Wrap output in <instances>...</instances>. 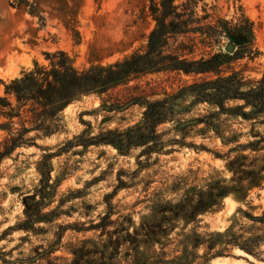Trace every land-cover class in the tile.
Returning <instances> with one entry per match:
<instances>
[{"label": "rangeland", "instance_id": "374dc122", "mask_svg": "<svg viewBox=\"0 0 264 264\" xmlns=\"http://www.w3.org/2000/svg\"><path fill=\"white\" fill-rule=\"evenodd\" d=\"M17 1L0 0V94L35 62H47L48 52L64 51L79 69L105 66L144 51L156 27L151 0ZM240 14L252 24L253 44L219 72H148L106 94L82 96L63 111L61 133L1 162L0 264H264V112L244 116L252 108L242 100L221 109L186 93L157 126L152 152L134 146L121 153L105 143L60 151L84 132L139 123L145 105H124L134 97L162 99L233 72L249 85L261 79L264 0H202L197 8L206 26L234 23ZM193 37L171 50L183 40L188 58L218 51L206 35ZM47 150L59 152L52 160L56 194L44 208L49 220L19 229L22 196L39 186ZM202 201L208 206L199 209Z\"/></svg>", "mask_w": 264, "mask_h": 264}, {"label": "trees", "instance_id": "16d2710c", "mask_svg": "<svg viewBox=\"0 0 264 264\" xmlns=\"http://www.w3.org/2000/svg\"><path fill=\"white\" fill-rule=\"evenodd\" d=\"M28 0H18L17 5ZM202 0H151L149 12L156 21V27L149 36L147 47L121 61L105 66L86 69L75 67L64 51L46 53L47 62H35L28 70L6 85L0 94V164L20 147L39 146L38 141L61 133L64 128L63 111L82 96L106 94L111 89L132 78L148 72L181 71L186 74L217 73L239 51L250 49L253 44L251 22L240 14L234 23L218 20L215 25H201L197 8ZM204 34L219 46L218 51L198 59L188 58L184 39L194 41L190 34ZM183 39L171 50L174 42ZM226 40L225 49L222 41ZM232 44L231 51L228 46ZM192 93L198 101H208L225 108L230 99L244 101L251 106L244 116L264 112V76L249 85L240 74L233 72L215 79H206L183 86L176 94L162 99L149 100L145 96L134 97L124 105H145L142 120L136 125L120 131L108 129L96 135L84 132L68 140L60 151L75 146L110 144L121 153H128L134 146H145V152H152L157 145V126L171 119L175 113L174 101L183 94ZM124 105H110L120 109ZM244 109L238 105L236 109ZM57 151L47 150L38 162L40 183L34 191L24 194L25 219L19 229L35 230L39 222L49 220L44 208L56 194L57 182L53 180V158ZM259 173H264V165ZM254 177L257 174L252 173ZM204 204V205H203ZM208 206L202 201L199 209ZM2 235H0V240ZM248 248V247H247ZM247 250H252L250 247Z\"/></svg>", "mask_w": 264, "mask_h": 264}, {"label": "water", "instance_id": "95a60500", "mask_svg": "<svg viewBox=\"0 0 264 264\" xmlns=\"http://www.w3.org/2000/svg\"><path fill=\"white\" fill-rule=\"evenodd\" d=\"M229 50H232L234 47H233V45L231 44V45H229Z\"/></svg>", "mask_w": 264, "mask_h": 264}]
</instances>
